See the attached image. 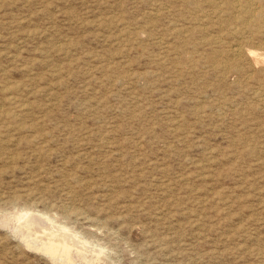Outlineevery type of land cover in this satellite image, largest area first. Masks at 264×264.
I'll return each instance as SVG.
<instances>
[{
    "label": "rangeland",
    "instance_id": "obj_1",
    "mask_svg": "<svg viewBox=\"0 0 264 264\" xmlns=\"http://www.w3.org/2000/svg\"><path fill=\"white\" fill-rule=\"evenodd\" d=\"M189 1L0 0V264H64L11 232L25 209L96 244L75 264H264V28Z\"/></svg>",
    "mask_w": 264,
    "mask_h": 264
},
{
    "label": "bare ground",
    "instance_id": "obj_2",
    "mask_svg": "<svg viewBox=\"0 0 264 264\" xmlns=\"http://www.w3.org/2000/svg\"><path fill=\"white\" fill-rule=\"evenodd\" d=\"M161 1V0H160ZM167 1V0H166ZM168 1H170V0H168ZM176 1V0H175ZM184 1V0H183ZM189 1V0H188ZM191 1H193V0H191ZM202 1V0H201ZM200 1V2H201ZM206 1V0H205ZM214 1V0H213ZM218 1V0H217ZM221 1V0H220ZM229 1V0H228ZM251 1V2H250ZM155 2V1H154ZM162 2H164V1H162ZM190 2V1H189ZM203 2H204V0H203ZM166 3V2H165ZM168 3V2H167ZM166 3V4H167ZM183 3V2H182ZM185 3V2H184ZM188 3V2H187ZM194 3H195V1H194ZM193 2H192V4H194ZM202 3V2H201ZM206 3H208V2H206ZM225 3H226V1H225ZM170 4V3H169ZM173 4V3H172ZM192 4H191V6H192ZM205 4V3H204ZM209 4V3H208ZM208 4H206V6L208 5ZM215 4H217V3H215ZM162 5V4H161ZM174 5V4H173ZM177 5H178V3H177ZM177 5H176V7H177ZM184 5V4H183ZM199 5H201L202 6V4H199ZM198 5V6H199ZM214 5V4H213ZM223 3H222V7H223ZM231 5V4H230ZM252 5H254V6H252ZM155 6V5H154ZM189 6H190V3H189ZM197 6V5H196ZM204 6V5H203ZM228 6H229V3H228ZM237 6V5H236ZM151 7H152V5H151ZM161 7H163V6H161ZM173 7V6H172ZM171 7V8H172ZM175 7V9H177L176 10V12H178V8H176ZM178 7H180V6H178ZM220 7V6H219ZM238 7V6H237ZM242 7V6H241ZM185 8V7H184ZM195 9H196V7H194ZM194 8H192V10L194 9ZM199 8H201L200 6H199ZM204 7H202V9H203ZM226 8V7H225ZM245 10H247V13L250 15V16H248L247 18H244V20L243 21H241V23L243 22L244 24H246V25H248V26H250V27H252V26H254V25H256V27L257 26H260L261 28L263 27L264 28V24H263V21H261V19L262 18H264V0H254L253 2H252V0H249V3H248V5H246L245 7ZM154 9H156V8H154ZM163 9V8H162ZM167 9V8H166ZM181 9V8H180ZM209 9V8H208ZM207 9V10H208ZM229 9V8H228ZM232 9H235L236 10V8H232ZM161 10V9H160ZM191 10V11H192ZM201 10V9H200ZM206 10V9H205ZM218 10V9H217ZM227 9H225V11H226ZM150 11V10H149ZM182 11V10H181ZM187 11H188V8H187ZM186 11V12H187ZM220 11V10H219ZM224 11V10H223ZM224 11V12H225ZM228 11V10H227ZM238 11V10H237ZM153 12V11H152ZM203 12V11H202ZM144 13H146V12H144ZM148 13V12H147ZM175 13V12H174ZM174 13H172L171 12V15L172 14H174ZM184 13V12H183ZM208 13V12H207ZM216 13V12H215ZM218 13V12H217ZM231 13H235V12H231ZM238 13V12H237ZM236 13V14H237ZM149 14H151V13H149ZM154 14V13H153ZM156 14V13H155ZM167 14H168V12H167ZM170 14V13H169ZM177 14V13H176ZM186 14H190V13H186ZM198 14V13H197ZM204 14V13H203ZM219 14V13H218ZM217 14V15H218ZM224 14H226V12L224 13ZM230 14V13H229ZM247 14V15H248ZM142 15H143V13H142ZM177 15H179V13L177 14ZM182 15V14H181ZM205 15V14H204ZM107 16V15H106ZM143 16H145V15H143ZM147 16H150V15H147ZM168 16V15H167ZM182 16H184V15H182ZM187 15H185L184 17H186ZM189 16V15H188ZM201 16H203L202 14H201ZM215 16V15H214ZM113 16H111V18H112ZM170 17V16H169ZM173 17H174V15H173ZM183 17V18H184ZM190 17H191V15H190ZM198 17H199V15H198ZM222 17H225V16H222ZM229 17V16H228ZM108 18V17H107ZM110 18V17H109ZM153 18V17H152ZM155 18V17H154ZM153 18V19H154ZM161 18H162V14H161ZM165 18L166 17H164V19L163 20H165ZM177 18H178V16H177ZM210 18V17H209ZM209 18H208V21H209ZM217 18V17H216ZM146 19V18H145ZM156 19V18H155ZM172 19V18H171ZM174 19H176V18H174ZM174 19H172V20H174ZM187 19H188V17H187ZM187 19H186V21H187ZM203 19V18H202ZM104 20V19H103ZM111 20V19H110ZM118 20V19H117ZM142 20H143V18H142ZM152 20V19H151ZM177 20H179V19H177ZM181 20V19H180ZM190 19H188V21H189ZM195 20H197V19H195ZM204 20V19H203ZM211 20V19H210ZM212 20H213V18H212ZM218 20V19H217ZM225 20V19H224ZM240 20V19H239ZM127 21V20H126ZM185 21V22H186ZM187 21V22H188ZM207 21V20H206ZM219 21V20H218ZM217 21V22H218ZM223 21V20H222ZM227 21V20H226ZM102 22V21H101ZM146 22H147V20H146ZM144 20H143V23H146ZM177 22V21H176ZM179 22V21H178ZM192 22V21H191ZM190 22V23H191ZM132 23V22H131ZM131 23H130V25H131ZM168 23V22H167ZM209 23V22H208ZM236 23V22H235ZM238 23V22H237ZM121 24H122V22H121ZM120 24V25H121ZM124 24V23H123ZM136 24V23H135ZM139 24V23H138ZM176 24V23H175ZM179 24V23H178ZM182 24V23H181ZM184 24V23H183ZM202 24V23H201ZM205 24V23H204ZM207 24V23H206ZM210 24V23H209ZM227 24V23H226ZM234 24V23H233ZM239 24V23H238ZM126 25V24H125ZM144 25V24H143ZM164 25H166V24H164ZM186 25H187V23H186ZM198 25V24H197ZM196 25V26H197ZM208 25V24H207ZM218 25V24H217ZM220 25H221V23H220ZM237 25V24H236ZM241 25V24H240ZM95 26V25H94ZM102 26V25H101ZM122 26V25H121ZM138 26V25H137ZM140 26V25H139ZM147 26H150V25H147ZM152 26H153V24H152ZM172 26V25H171ZM183 26V25H182ZM181 26V27H182ZM185 26V25H184ZM188 26V25H187ZM191 26V25H190ZM194 26V25H193ZM193 26H191V29H192V27ZM195 26V27H196ZM199 26V25H198ZM210 26V25H209ZM219 26V25H218ZM238 26V25H237ZM241 26H243V25H241ZM122 27H124V25L122 26ZM131 27H132V25H131ZM135 27V26H134ZM175 27V26H174ZM173 27V28H174ZM179 27V26H178ZM200 27V26H199ZM212 27V26H211ZM245 27V26H244ZM249 27V28H250ZM255 27V26H254ZM110 29H111V27H109ZM126 28V27H125ZM129 28V27H128ZM149 28H151V27H149ZM154 28H157L156 26L154 27ZM159 28V27H158ZM172 28V29H173ZM176 28V27H175ZM186 28V27H185ZM222 28V27H221ZM220 28V29H221ZM226 28V27H225ZM248 28V29H249ZM103 29V28H102ZM127 29V28H126ZM141 29H144V28H141ZM169 28H167V30H168ZM187 29V28H186ZM209 29V28H208ZM216 29V28H215ZM218 29V28H217ZM233 29H234V27H233ZM113 30H114V28H113ZM117 30H120V29H117ZM123 30V29H122ZM130 30V29H129ZM128 30V31H129ZM134 30H136V29H133V31ZM147 30V29H146ZM148 30H150V29H148ZM174 30V29H173ZM185 30V29H184ZM201 30H203V29H201ZM239 30V29H238ZM243 30V29H242ZM246 30V29H245ZM250 30H251V28H250ZM249 30V31H250ZM164 31V30H163ZM179 31V30H178ZM188 32H189V30H187ZM195 31V30H194ZM197 31V30H196ZM225 31V30H224ZM223 31V32H224ZM244 31V30H243ZM248 31V32H249ZM121 32H123V31H121ZM132 32V31H131ZM148 32V31H147ZM156 32V31H155ZM169 32H171V31H169ZM168 32V33H169ZM175 32V31H174ZM184 32V31H183ZM185 32H186V30H185ZM202 32V31H201ZM209 32V31H208ZM217 32V31H216ZM134 33V32H133ZM135 33H136V31H135ZM176 33V32H175ZM196 33V32H195ZM247 32L245 31V34H246ZM254 33V32H253ZM110 34H111V32H110ZM114 34V33H113ZM116 34V33H115ZM129 34V33H128ZM132 34V33H131ZM130 34V35H131ZM178 34V33H177ZM181 34V33H180ZM179 34V35H180ZM182 34H184V33H182ZM197 34V33H196ZM208 33H205V35H207ZM215 34V33H214ZM239 34V33H238ZM250 34H251V32H250ZM143 35V34H142ZM164 35V34H163ZM179 35H177V39H178V37H179ZM192 35V34H191ZM194 35V34H193ZM114 36V35H113ZM167 36H171V35H168L167 34ZM183 36V35H182ZM235 36V35H234ZM234 36H233V38H234ZM107 37V36H106ZM115 37V36H114ZM124 37H125V35H124ZM136 37V36H135ZM157 37V36H156ZM164 37V36H163ZM173 37V36H172ZM188 37H190V36H188ZM195 37V36H194ZM193 37V38H194ZM201 37H202V35H201ZM205 37H207V36H205ZM174 38V37H173ZM192 38V37H191ZM190 38V39H191ZM197 39H198V37H196ZM200 38V37H199ZM239 38V37H238ZM264 37H262V39H263ZM115 39V38H114ZM189 39V38H188ZM187 39V40H188ZM195 39V38H194ZM197 39H196V41H197ZM208 39V38H207ZM226 39V38H225ZM248 39V38H247ZM250 39V38H249ZM106 40V39H105ZM137 40V39H136ZM156 39H154V41H155ZM183 39H180V41H182ZM219 40V39H218ZM228 40V39H227ZM238 40V39H237ZM113 41V40H112ZM116 41V40H115ZM121 41V40H120ZM119 41V42H120ZM125 41V40H124ZM130 41H132V40H130ZM178 41V40H177ZM185 40H183L182 42H183V44L185 43L184 42ZM189 42H190V40H188ZM233 41V40H232ZM114 42V41H113ZM144 42V41H143ZM150 42V41H149ZM158 42V41H157ZM169 42V41H168ZM176 42V41H175ZM175 42L173 43V44H175ZM192 42H194V41H192ZM200 42H201V40H200ZM234 42V41H233ZM238 42V41H237ZM247 42H249V41H247ZM246 42V43H247ZM127 43V42H126ZM142 43V42H141ZM155 43V42H154ZM165 43V42H164ZM205 43V42H204ZM256 43V42H255ZM114 44H116V42L114 43ZM121 44V43H120ZM128 44V43H127ZM133 44V43H132ZM152 44V43H151ZM166 44V43H165ZM164 44V45H165ZM172 44V43H171ZM193 44V43H192ZM197 44V43H196ZM199 44V43H198ZM209 44V43H208ZM214 44V43H213ZM224 44V43H223ZM262 44V43H261ZM130 45V44H129ZM136 45V44H135ZM134 45V46H135ZM176 45V44H175ZM179 45H181V44H179ZM211 45V44H210ZM226 45V44H225ZM232 45V44H231ZM235 45V44H234ZM256 45V44H255ZM117 46V45H116ZM123 46V45H122ZM133 46V45H132ZM133 46V47H134ZM140 46H141V44H140ZM159 46H161V44L159 45ZM163 46V45H162ZM161 46V47H162ZM206 46V45H205ZM208 46V45H207ZM264 46V45H263ZM164 47V46H163ZM170 47H171V45H170ZM169 47V48H170ZM173 47H174V45H173ZM176 47H178L177 45H176ZM214 47V46H213ZM123 48V47H122ZM145 48V47H144ZM160 48V47H159ZM172 48V47H171ZM183 48V47H182ZM194 48H196V46L194 45ZM222 48V47H221ZM228 48V47H227ZM230 48H231V46H230ZM234 48V47H233ZM236 48V47H235ZM234 48V49H235ZM238 48V47H237ZM257 48H259V47H257ZM121 49V48H120ZM143 49V48H142ZM151 49V48H150ZM163 49V48H162ZM162 49H160V51L162 50ZM172 49H174V48H172ZM178 49V48H177ZM176 49V50H177ZM180 49H181V47H180ZM192 49V48H191ZM190 49V50H191ZM219 49V48H218ZM233 49V50H234ZM239 49V48H238ZM246 49H248V48H246ZM125 50V49H124ZM136 50V49H135ZM134 50V51H135ZM148 50H149V47H148ZM158 50V49H157ZM166 50H167V48H166ZM197 51H198V49H196ZM196 50H192V51H196ZM205 50V49H204ZM236 50V49H235ZM121 51H123L122 49H121ZM128 51H129V49H128ZM141 51V50H140ZM140 51H139V53H140ZM159 51V50H158ZM186 51V50H185ZM196 51V52H197ZM206 51V50H205ZM247 51V50H246ZM263 51V50H262ZM261 51V52H262ZM150 52V51H149ZM157 52V51H156ZM178 52V51H177ZM182 52V51H181ZM207 52V51H206ZM218 52V51H217ZM251 54H250V53ZM249 52H247V53H249L250 55H253L254 56V59H255V61H257V64H258V60H261V61H263L264 62V57H260V55L259 54H261V53H256L257 51H253V50H249ZM259 52H260V50H259ZM122 53V52H121ZM163 54L162 55H164L165 53H166V51H165V53L164 52H162ZM183 53V52H182ZM185 53V52H184ZM183 53V54H184ZM211 53V52H210ZM156 54V53H155ZM154 54V55H155ZM199 54V53H198ZM201 54V53H200ZM234 54H235V52H234ZM124 55H126V54H124ZM141 55H142V53H141ZM176 55V54H175ZM188 55V54H187ZM197 55V54H196ZM142 56H144V55H142ZM217 56V55H216ZM235 56V55H234ZM155 57V56H154ZM170 57V56H169ZM183 57H186V55L185 56H183ZM203 57V56H202ZM215 57V56H214ZM229 57V56H228ZM227 57V58H228ZM104 58H106V57H104ZM103 58V59H104ZM107 59V58H106ZM113 59V58H112ZM122 59V58H121ZM120 59V60H121ZM123 59H126V58H124L123 57ZM167 59V58H166ZM195 59V58H194ZM171 60L173 61V57L171 56ZM191 60H193V59H191ZM220 60V59H219ZM226 60V59H225ZM99 61H100V59H99ZM113 61H114V59H113ZM116 61V60H115ZM149 61H151V59L149 60ZM177 61H179L178 59H177ZM239 61V60H238ZM245 61V60H244ZM128 62V61H127ZM126 62V63H127ZM175 62V61H174ZM174 62H173V64H174ZM224 62V61H223ZM262 62V63H263ZM116 63H118V61L116 62ZM119 63H120V61H119ZM148 63V62H147ZM155 63V62H154ZM159 63V62H158ZM176 63V62H175ZM190 63V62H189ZM236 63H237V61H236ZM250 63V62H249ZM103 64H105V63H103ZM103 64H102V68L104 69V66H103ZM112 64H114V63H112ZM125 64V63H124ZM149 64V63H148ZM161 64V63H160ZM159 64V65H160ZM170 64H172V62L170 63ZM187 64V63H186ZM204 64V63H203ZM211 64H213V63H211ZM215 64V63H214ZM220 64V63H219ZM230 64H232V63H230ZM255 64H256V62H255ZM120 65V64H119ZM156 65V63L154 64V66ZM158 65V64H157ZM175 65V64H174ZM182 65V64H181ZM248 65V64H247ZM264 65V64H263ZM118 66V65H117ZM128 66H129V64H128ZM170 66V65H169ZM190 66V65H189ZM194 66V65H193ZM193 66H192V68H193ZM256 66V65H255ZM123 67V66H122ZM172 67H174V66H172ZM220 67V66H219ZM165 68V67H164ZM169 68H171V67H169ZM190 68V67H189ZM191 68V69H192ZM231 68H232V66H231ZM242 68V67H241ZM252 68V67H251ZM99 69V68H98ZM102 69V70H103ZM174 69V68H173ZM194 69V68H193ZM207 69V68H206ZM236 69V68H235ZM254 69V68H253ZM144 70V69H143ZM153 70V69H152ZM180 70V69H179ZM187 70V69H186ZM197 70V69H196ZM250 70V69H249ZM113 70H111V72H112ZM142 71V70H141ZM156 71V70H155ZM172 71V70H171ZM174 71V70H173ZM177 71V70H176ZM225 71V70H224ZM223 71V72H224ZM234 71V70H233ZM251 71H254V70H251ZM106 72V71H105ZM104 72V73H105ZM110 72V71H109ZM146 72H147V74L149 73V71L148 70H146ZM183 72V71H182ZM209 72V71H208ZM221 72V71H220ZM223 72H222V74H223ZM226 72V71H225ZM224 72V73H225ZM244 72V71H243ZM102 73V72H101ZM136 73L137 72H135V75H136ZM140 73V72H139ZM153 73H155V72H153ZM184 73V72H183ZM200 73V72H199ZM239 73V72H238ZM263 73V72H262ZM143 74V73H142ZM152 74V73H151ZM161 74V73H160ZM172 74V73H171ZM187 74V73H186ZM226 74V73H225ZM228 74V73H227ZM251 74V73H250ZM253 74V73H252ZM102 75V74H101ZM106 75V74H105ZM108 75H111V73H108L107 74V76ZM162 75V74H161ZM188 76H189V73L187 74ZM216 75V74H215ZM224 75V74H223ZM249 75V74H248ZM247 75V76H248ZM102 76H104V75H102ZM129 76V75H128ZM246 76V75H245ZM110 77V76H109ZM108 77V78H109ZM143 77V76H142ZM241 77V76H240ZM105 78V77H104ZM107 78V79H108ZM111 79H112V77H110ZM109 78V79H110ZM117 78V77H116ZM121 78V77H120ZM123 78V77H122ZM164 78H165V76H164ZM168 78V77H167ZM174 78V77H173ZM193 78V77H192ZM217 78V77H216ZM223 78V77H222ZM99 79V78H98ZM106 79V80H107ZM114 79V78H113ZM141 79V78H140ZM194 79V78H193ZM205 79V78H204ZM220 79V78H219ZM218 79V80H219ZM243 79V78H242ZM254 79V78H253ZM100 80V79H99ZM103 80V79H102ZM118 80H119V77H118ZM143 80H144V78H143ZM150 80V79H149ZM170 80V79H169ZM200 80V79H199ZM252 80V79H251ZM259 80V79H258ZM245 81V80H244ZM110 83V81L109 80H107V82H104V84L105 83ZM137 82V81H136ZM157 82V81H156ZM158 82H160L159 80H158ZM207 82V81H206ZM259 82V84H260V81H258ZM257 82V83H258ZM101 83V82H100ZM112 83H114V82H112ZM134 83V82H133ZM155 83V82H154ZM163 83V82H162ZM117 84H119V82L117 83ZM158 84V83H157ZM207 84H208V82H207ZM240 84V83H239ZM249 84V83H248ZM247 84V85H248ZM121 85H123V84H121ZM127 85H128V83H127ZM155 85V84H154ZM153 85V86H154ZM206 85V84H205ZM252 85H254V84H252ZM251 85V86H252ZM261 85V84H260ZM138 86V85H137ZM151 86V85H150ZM152 86V87H153ZM209 86H212L210 83H209ZM255 86H256V84H255ZM144 87H145V85H144ZM144 87H143V89H144ZM199 87V86H198ZM213 87V86H212ZM239 87V86H238ZM237 87V88H238ZM127 88V87H126ZM130 88H132V87H130ZM138 88L139 89H141L142 88V86H141V88L138 86ZM196 88V87H195ZM247 88V87H246ZM252 88V87H251ZM250 88V89H251ZM257 88V87H256ZM255 88V89H256ZM133 89V88H132ZM152 89V88H151ZM187 89V88H186ZM191 89V88H190ZM203 89V88H202ZM240 89V88H239ZM252 89H254V88H252ZM126 90H128V89H126ZM131 90V89H130ZM129 90V91H130ZM180 90V89H179ZM194 90V89H193ZM199 90H201V89H199ZM213 90V89H212ZM241 90V89H240ZM133 90H131L130 91V93L132 92ZM191 91V90H190ZM203 91V90H202ZM221 91V90H220ZM242 91V90H241ZM253 91V90H252ZM251 91V92H252ZM166 92V91H165ZM164 92V93H165ZM201 92V91H200ZM200 92H198L197 94H199ZM208 92V91H207ZM216 92V91H215ZM245 92H246V89H245ZM248 92H250V91H248ZM192 93V92H191ZM190 93V94H191ZM194 93V92H193ZM212 93V92H211ZM218 93V92H217ZM264 93V92H263ZM163 94V93H162ZM178 94H180V92H178ZM181 94H182V92H181ZM207 94V93H206ZM205 94V95H206ZM232 94V93H231ZM253 94V93H252ZM132 95V94H131ZM134 95V94H133ZM236 95V94H235ZM251 95V94H250ZM258 95V94H257ZM9 96V95H8ZM16 96V95H15ZM15 96H13V97H15ZM141 96V95H140ZM191 96V95H190ZM189 96V97H190ZM254 96V95H253ZM135 97H136V95H135ZM165 97H167V96H165ZM210 97V96H209ZM215 97V96H214ZM216 97H217V94H216ZM215 97V98H216ZM16 98H17V96H16ZM19 98V97H18ZM134 98V97H133ZM192 98V97H191ZM234 98V97H233ZM244 98H247V96L246 97H244ZM248 98H250V97H248ZM10 99V98H9ZM137 98H135V100H136ZM144 99H147L146 97L144 98ZM192 99H194V98H192ZM192 99H189V101L191 100L192 101ZM199 99V98H198ZM203 99H205V97L203 98ZM211 98H209V100H210ZM251 99V98H250ZM256 99V98H255ZM213 100V99H212ZM228 100H231V97H230V99H228ZM233 100V99H232ZM257 100V99H256ZM260 100H262V99H260ZM11 101V100H10ZM142 101V100H141ZM144 101V100H143ZM201 101V100H200ZM214 101H216L215 99H214ZM224 101H226V100H224ZM252 101V100H251ZM139 102V101H138ZM145 102V101H144ZM151 102V101H150ZM149 102V103H150ZM194 102V101H193ZM219 102V101H218ZM217 102V103H218ZM232 102V101H231ZM244 102V101H243ZM256 102V101H255ZM20 103V102H19ZM211 103V102H210ZM234 103V102H233ZM236 103H238V102H236ZM253 103V102H252ZM264 103V102H263ZM21 104V103H20ZM136 104H137V101H136ZM140 104V103H139ZM248 104H250V102L248 103ZM15 105V104H14ZM16 105H18V103L16 104ZM22 105H23V103H22ZM134 105V104H133ZM141 105H142V103H141ZM201 105V104H200ZM199 105V106H200ZM207 105V104H206ZM227 104H225V106H226ZM1 106V105H0ZM13 106V105H12ZM25 106V105H24ZM92 106V105H91ZM90 106V107H91ZM131 106V105H130ZM143 106V105H142ZM151 106V105H150ZM194 106V105H193ZM229 106V105H228ZM236 106V105H235ZM237 106H239L238 104H237ZM244 106V105H243ZM254 106V105H253ZM252 106V107H253ZM257 106V105H256ZM9 107H11V106H9ZM18 107V106H17ZM93 107V106H92ZM136 107H138V105L136 106ZM152 107V106H151ZM242 107V106H241ZM245 107V106H244ZM259 107V106H258ZM261 107V106H260ZM15 108H16V106H15ZM164 108V107H163ZM216 108V107H215ZM224 108V107H223ZM251 108V107H250ZM19 109H21L20 107H19ZM18 109V110H19ZM169 109V108H168ZM192 109V108H191ZM200 109V108H199ZM245 109V108H244ZM243 109V110H244ZM263 109V108H262ZM14 110V109H13ZM17 110V108L15 109V111ZM140 110L142 111L143 110V108L141 109L140 108ZM216 110V109H215ZM223 110V109H222ZM227 110L229 111V107L227 108ZM234 110V109H233ZM232 110V111H233ZM240 110V109H239ZM252 110V109H251ZM255 110H256V108H255ZM10 111V110H9ZM9 111H7V113L6 114H8V112ZM20 111V110H19ZM95 111V110H94ZM130 111V110H129ZM177 111V110H176ZM193 111V110H192ZM198 111V110H197ZM200 111V110H199ZM212 111V110H211ZM224 111V110H223ZM231 111V112H232ZM258 111V110H257ZM260 111V110H259ZM3 112V111H2ZM14 112V111H13ZM140 112V111H139ZM171 112V111H170ZM201 112V111H200ZM240 112V111H239ZM244 112V111H243ZM263 112V111H262ZM11 113V112H10ZM15 113V112H14ZM17 113V112H16ZM168 113V112H167ZM166 113V114H167ZM191 113V112H190ZM205 113V112H204ZM207 113V112H206ZM208 113H211V112H209L208 111ZM224 113V112H223ZM235 112L233 111V114H234ZM251 113V112H250ZM1 114V113H0ZM161 114V113H160ZM165 114V113H164ZM177 114H179L178 112H177ZM193 114V113H192ZM212 114V113H211ZM232 114V113H231ZM231 114H229L230 116H231ZM237 114H238V112H237ZM240 114H241V112H240ZM245 114V113H244ZM3 115H5V114H3ZM12 115V114H11ZM195 115V114H194ZM199 115V114H198ZM242 115V114H241ZM248 115V114H247ZM246 115V116H247ZM250 115V114H249ZM2 116V115H1ZM14 116V115H13ZM12 116V117H13ZM16 116V115H15ZM15 116H14V119H15ZM18 116V115H17ZM180 116H182L181 114H180ZM211 116V115H210ZM216 116V115H215ZM4 117H6V116H4ZM172 117V116H171ZM198 117H200V116H198ZM218 117V116H217ZM233 117V116H232ZM240 117H242V116H240ZM239 117V118H240ZM176 118V117H175ZM195 118V117H194ZM201 118V117H200ZM220 118V117H219ZM229 118V117H228ZM256 118V117H255ZM3 120H4V118H2ZM7 118H5V120H6ZM10 119V118H9ZM12 119V118H11ZM172 119V118H171ZM178 119V117L176 118V120ZM225 119V118H224ZM231 119V118H230ZM243 119H244V117H243ZM242 119V120H243ZM246 119V118H245ZM170 120V119H169ZM176 120H174V121H176ZM201 120H202V118H201ZM240 120V119H239ZM247 120V119H246ZM246 120H244V121H246ZM252 120V119H251ZM256 120V119H255ZM257 120H259V119H257ZM8 121V120H7ZM11 122H12V120H10ZM184 121V120H183ZM237 121V120H236ZM248 121V120H247ZM246 121V122H247ZM170 122V121H169ZM243 122V121H242ZM248 122H250V121H248ZM247 122V123H248ZM260 122H263V121H261L260 120ZM7 123V122H6ZM8 123H9V121H8ZM16 123V122H15ZM183 123V122H182ZM245 123V122H244ZM255 123V122H254ZM254 123H252V124H254ZM257 123L258 122H256V125H257ZM170 124V123H169ZM171 124H174V122L172 123L171 122ZM178 124V123H177ZM176 124V125H177ZM251 124V125H252ZM16 125H18V124H16ZM244 125H246V124H244ZM251 125L249 124V126L251 127ZM255 125V126H256ZM261 125V124H260ZM173 126V125H172ZM171 126V127H172ZM248 126V130H249V127ZM261 126H264L263 124L261 125ZM113 127V126H112ZM180 127V126H179ZM182 127V126H181ZM243 127V126H242ZM5 128H6V126H5ZM24 128H26V127H24ZM116 128V127H115ZM175 128H177V126L175 127ZM202 128V127H201ZM246 127L244 126V130H246L245 129ZM7 129V128H6ZM6 129H4V130H6ZM22 129V128H21ZM9 130V129H8ZM8 130H6L7 132H8ZM16 130V129H15ZM26 130V129H25ZM169 130H171V129H169ZM176 130V129H175ZM184 130H186V129H184L183 128V130L182 131H184ZM6 131H3V132H6ZM22 131V130H21ZM111 131V130H110ZM187 131V130H186ZM191 130H189V132H190ZM1 132V131H0ZM2 132V133H3ZM16 132V131H15ZM19 132H20V130H19ZM175 132V131H174ZM194 132V131H193ZM249 131H247V133H248ZM250 133H251V130H250ZM185 134V133H184ZM239 134V133H238ZM249 134V133H248ZM252 134V133H251ZM192 135H193V133H192ZM250 135V134H249ZM183 136V135H182ZM181 136V137H182ZM192 137V136H191ZM244 137H246V136H244ZM178 138V137H177ZM190 138V137H189ZM249 138H250V136H249ZM139 139V138H138ZM172 139V138H171ZM175 139V138H174ZM183 139V138H182ZM191 139V138H190ZM189 139V140H190ZM200 139V138H199ZM137 140V139H136ZM135 140V141H136ZM180 140V139H179ZM183 140H185V139H183ZM138 141V140H137ZM136 141V142H137ZM174 141V140H173ZM191 141V140H190ZM189 141V142H190ZM136 142H135V145H137L136 144ZM182 142V141H181ZM186 142V141H185ZM188 142V141H187ZM175 143V142H174ZM183 143V142H182ZM139 145H140V143H139ZM167 145V144H166ZM168 146H170V145H168ZM176 146H178V145H176ZM187 146H189L188 144H187ZM191 146V145H190ZM203 146V145H202ZM173 148H175V147H173ZM185 148H187V147H185ZM184 148V149H185ZM182 150V149H181ZM207 151H208V149H206ZM203 151H204V149H203ZM206 151V152H207ZM183 152H184V150H183ZM205 152V151H204ZM187 175V174H186ZM136 207V206H135ZM29 210L28 209H25V210H20L19 212H18V214L19 215H27V216H25L26 218H25V220H24V222H22V224H20V226H18V225H16V224H14L12 227H13V231H11V232H14V231H16L17 233H18V235H19V237L21 238V240L24 242V244L25 245H27V246H31V247H34V248H37L38 250H41V251H43L44 253H46L47 255H48V257L50 256L52 259L53 258H56V257H59V258H57V259H60V260H62V261H64V264H75V260H73V258L70 256V251L71 250H74V251H76L79 255H81L80 257L82 258V259H85L86 258V255H85V253H87V251L88 252H93V253H96V255H97V253H99V249H96L94 246L96 245V244H94V246L92 247L91 245L89 246V245H87L86 244V242L81 238V237H79V236H77L74 232H72L71 230H69L65 225H63L64 223H58L55 219H53V217H50V216H48V215H44V214H34V213H29L28 212ZM42 211H44V210H42ZM34 212V211H33ZM81 213H83V211L81 212ZM16 213H13V212H11V215H10V217L9 218H4L3 220H2V222H4V223H8V221H13V219H15V217H16ZM79 215V214H78ZM81 215V214H80ZM3 216V215H2ZM5 216V215H4ZM7 216H9V215H7ZM88 217V216H87ZM3 218V217H2ZM24 218V217H23ZM19 220V219H18ZM95 221V220H94ZM93 221V222H94ZM3 225V224H2ZM9 225V224H8ZM11 225V224H10ZM68 226V225H67ZM38 231H42L41 233V235L39 234V235H37L38 234ZM17 233H15V234H17ZM151 238H153V237H151ZM155 238V237H154ZM153 238V239H154ZM157 239V238H156ZM155 242V241H154ZM22 243V242H21ZM102 246V245H101ZM76 254V253H75ZM75 254H73V256L75 255ZM92 254V253H91ZM100 255V254H99ZM99 255H97V256H99ZM76 257H77V254L75 255ZM49 257V258H50ZM79 257V256H78ZM78 257H77V259H78ZM72 258V259H71ZM81 259V260H82ZM90 259V258H89ZM92 259H94V258H92ZM96 259V258H95ZM56 260V259H55ZM84 261V260H83ZM86 261H88L87 260V258H86ZM85 261V262H86ZM90 261V260H89ZM92 262V261H91ZM63 263V262H62ZM81 264V263H80ZM85 264V263H84Z\"/></svg>",
    "mask_w": 264,
    "mask_h": 264
}]
</instances>
